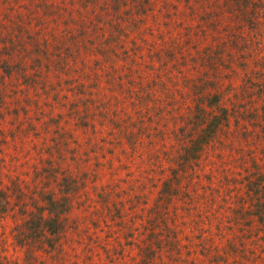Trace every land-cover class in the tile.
I'll use <instances>...</instances> for the list:
<instances>
[{"label": "rangeland", "instance_id": "rangeland-1", "mask_svg": "<svg viewBox=\"0 0 264 264\" xmlns=\"http://www.w3.org/2000/svg\"><path fill=\"white\" fill-rule=\"evenodd\" d=\"M87 2L0 0V264H264V20L249 31L215 0ZM123 64L142 94L112 109L121 90L100 89L91 109ZM215 92L233 118L200 139L185 115ZM139 118L133 148L108 132ZM48 195L69 206L58 236L36 226Z\"/></svg>", "mask_w": 264, "mask_h": 264}, {"label": "trees", "instance_id": "trees-1", "mask_svg": "<svg viewBox=\"0 0 264 264\" xmlns=\"http://www.w3.org/2000/svg\"><path fill=\"white\" fill-rule=\"evenodd\" d=\"M29 1H30V4H32L34 2V0H29ZM77 1L79 3V6H78L79 8L76 9L77 13H80L82 8H84L85 11L87 10V8H89V7H86L89 4L87 2V0H77ZM108 1H109V4H111V2L113 0H108ZM117 1L118 0H116V2ZM201 1L202 2L205 1L206 4H208L210 2V0H201ZM215 2H216V5H218L220 14L225 15L227 17H233L234 20H239V21L244 20L247 23V26H248L247 28L250 29L249 31H251L252 29L258 30L259 29V26H258L259 22H261V20H264V0H215ZM105 3L108 4V2H105ZM114 4H116V3H114ZM114 10L116 11V7L114 8ZM49 11H50V7H49ZM27 12L28 13L31 12L30 7L27 9ZM51 13H53L52 9H51ZM46 14H48V15H50V17H52V14H50V13L47 12ZM116 17H119V15H116ZM119 19L122 20L123 18H119ZM121 23L122 22L119 21L114 26L115 29H117V31L121 27ZM240 25L246 26L244 22H242ZM258 33L260 34L261 32L259 31ZM156 52L158 55L160 54L159 50H156ZM153 56H155V54H153ZM128 70H129V73H126L124 71V64H123V66L121 67V71L119 72L118 75H116L117 70L115 68H111V70H110L111 75L110 76H112L113 78H110L109 84H107L105 82L106 85H104V86H106V89L104 88L103 84L100 81L102 78H104L110 72L108 70H105L102 68V70L100 72L102 75V78H101L100 74L99 75L93 74V77H91V78H95V79H89L88 81H93V82L99 81L100 87H98L99 83L93 87L94 91H95L94 94L92 93V91L89 90L88 99L92 103L89 105V107L92 109V105L94 103L92 101V97H95V94L97 93L98 90L102 89L105 93H110L111 91L117 92L116 87H118L122 92V94H121L122 100L117 98L111 103H108V101H107V103L103 107L107 106V104H108V108L114 109V105H118L117 104L118 101H123L125 99H126L127 104H129V102H134V100H136L142 94V86H144V85H143L141 79H139L138 77H136V78L132 77L134 71H130L129 68H128ZM176 72L179 74H183L182 68H180V67H176ZM166 73H167V71L164 74H166ZM167 74H168L169 78L165 77L167 79L162 80V86L163 87H166L168 82H170L169 85H171V83H172V76L171 75L173 74V72L171 73V70H169V72ZM118 78H120L121 80H124L126 78L127 84L125 86H122V83L118 82V80H117ZM135 79H137V82ZM81 84L83 85V88L86 87V85H84V82H82ZM91 84L92 83H90V85ZM88 85H89V83H88ZM108 89H109V91H107ZM165 90H167V89H165ZM211 94H212V95H210L211 97H209L203 104L201 103V98H197L196 102H194L191 109H189L187 111V115H185V120L194 125L193 130H197V137H199L200 139H201V135L203 136V138H205V136H211L214 133H216L218 131L219 125L222 123L221 121H227L229 119V116L231 118H233V112L225 107L226 104H224V105L221 104V99L223 98V93H216L215 92V93H211ZM65 95L66 94H62L60 96H57L58 97L57 102L59 103L61 101L62 97ZM86 95H87V93L85 92V96ZM152 100L153 99H150L151 102H152ZM94 101H96V99ZM146 101H147V99H146ZM73 107H69L71 109V111H74ZM155 113H156V110H155ZM84 115L88 116L89 119H92L94 121V120H96V118H98L97 115H99V113L93 108V112L90 113V116H89L88 112H86V114H84ZM140 115H136V118H138ZM79 116H81V115H79ZM149 117L150 118H148V120L149 119L151 120L153 118L150 115H149ZM111 121H112V124L115 126H117V124H119V122L114 120L113 118L111 119ZM140 122H141L140 118L136 119L135 122H133V124L131 123V126L129 128L131 130L128 132H125V134H121L120 130L117 131L114 128L113 129L110 128V130L108 132L112 133L111 136L114 137V139H117V137L119 136V138H118L119 141L125 142V144H127L129 146V148H133V147H135V141H136L134 136H137L138 134L141 136V133L144 132V130L139 128ZM144 122L142 123V125L144 124ZM92 125H93V123H92ZM136 125H138L137 128L135 127ZM200 141L201 140L198 141V144ZM181 159L183 160L185 158L182 157ZM252 192H253L252 196H255V197L258 196V192H257L256 188H252ZM262 193L264 194V188L262 190ZM61 199H62V201L58 200V199L53 200L50 195L46 196L45 207L41 208L42 211L36 220V226H37V229L40 233L41 232L46 233L48 236H58L61 233V231L63 230L64 219H62V216L69 210V206H68L67 199L65 197H62ZM258 200H260V199L258 198ZM7 202H8V199H7L6 194L0 190V208L4 207ZM261 208H264V200H263V205H261ZM41 209H39V210H41ZM233 210H234L233 216H232V220H233L232 222L233 223H231L233 225H236L237 223H240V224L246 223L247 221H244V219H243L244 215L247 216L248 218H250V220H252V218L255 216V215H251L253 213V211L250 209H246L247 211H242L240 209V207L237 206ZM247 212H249V214ZM230 222L231 221H229V223ZM247 224L248 223H246V225ZM241 225H243V224H241ZM224 228H226V226ZM243 234H247V231H244ZM52 240H54V239H52ZM52 247H53V245H52Z\"/></svg>", "mask_w": 264, "mask_h": 264}]
</instances>
